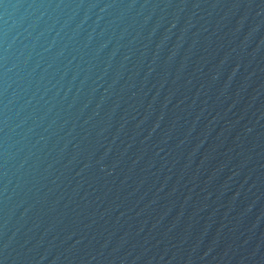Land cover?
<instances>
[{
  "label": "water",
  "instance_id": "obj_1",
  "mask_svg": "<svg viewBox=\"0 0 264 264\" xmlns=\"http://www.w3.org/2000/svg\"><path fill=\"white\" fill-rule=\"evenodd\" d=\"M0 264H264V0H0Z\"/></svg>",
  "mask_w": 264,
  "mask_h": 264
}]
</instances>
